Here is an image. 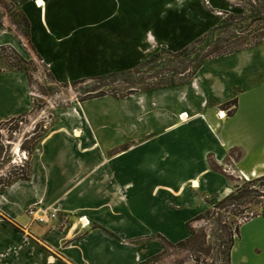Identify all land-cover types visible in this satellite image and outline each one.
Masks as SVG:
<instances>
[{"label": "crops", "instance_id": "obj_1", "mask_svg": "<svg viewBox=\"0 0 264 264\" xmlns=\"http://www.w3.org/2000/svg\"><path fill=\"white\" fill-rule=\"evenodd\" d=\"M84 1L12 0L28 18L29 42L0 21V46L23 55L25 40L30 58L39 56L61 84L132 71L160 48L177 52L191 45L215 23L199 0H98L92 11ZM233 95L236 104L223 107ZM94 100H102L103 111L88 107ZM158 105L163 115L169 111L156 117L161 132L148 121L146 138L135 136L115 150L130 139L140 111ZM31 107L26 73L1 69L0 123ZM181 113L188 119L170 118ZM56 114L29 155L28 179L0 190V264H139L162 252L160 238L188 236L186 222L201 211L202 190L213 191L207 176L230 189L210 170L208 157L245 179L264 175V42L205 60L185 84L74 99ZM190 127L193 134L186 135ZM166 131L178 133L169 137ZM190 141L198 167L188 175L178 176L172 162L160 177L133 180L137 149L155 144L173 157L182 155L185 164ZM35 203L55 217L30 220L25 210ZM229 264H264V197L259 211L239 224Z\"/></svg>", "mask_w": 264, "mask_h": 264}, {"label": "rangeland", "instance_id": "obj_2", "mask_svg": "<svg viewBox=\"0 0 264 264\" xmlns=\"http://www.w3.org/2000/svg\"><path fill=\"white\" fill-rule=\"evenodd\" d=\"M199 1L204 9L208 10L215 19L212 28L204 32V34H208L211 29L215 28L216 30L213 31L211 36L181 48L180 50L188 47L187 51L181 54L177 53L178 51L170 52L160 48L153 53L157 54L150 62L137 66L136 69L138 71L123 73L113 79H109L106 81L108 84L103 87V90L111 95H121L132 90L134 91L131 94H134L151 89V87L167 86L165 84L169 81L174 82V85L185 84L194 75L192 73L196 61L213 51L216 46L221 47L218 53H224L225 50L230 49L236 43L264 41V0H216L213 5L209 4L208 0ZM97 3L98 0H86L83 3V7L92 11ZM15 8L16 6L12 0H0V21L23 35L21 26L16 22V16L13 14ZM204 34L202 33L200 37ZM23 48L25 49L23 56L26 59H30L31 48L25 40L23 41ZM14 56L15 54L12 51H0V58L6 57L14 60ZM212 57H215V55L213 54ZM33 60L34 63L32 64H22L27 68L30 75L29 87L33 102L30 111L21 118L0 123V149L2 150L0 152V178H6V175L13 171H21L18 167L22 165L17 164L12 159L16 158L17 155L21 157V152L24 151L21 148V144L24 140L27 139L26 142H29L30 138L33 137L32 135L44 136L57 119L56 108L64 106L71 100L83 98L85 90L93 89L99 83L95 78H87L74 83L73 81L70 83H56L48 75L47 66L37 58ZM170 96L174 100L177 99L175 93ZM234 99L235 96L233 95L229 101ZM94 101H90L88 107L96 105V108L103 111L102 100ZM175 102L171 104L172 108L177 107ZM130 103L133 104L134 101ZM223 107L225 106L223 105ZM133 110H135L134 107ZM140 113V119L134 121V127L131 128L133 131L129 137L130 139L118 144L115 150L126 148L132 140H135V136L138 139L146 138L145 125H147L148 121H151L152 129L155 132H161L163 122H160V120L156 121V117L158 115L169 116V111L166 109H164L165 114L163 115L159 105L148 112L140 111ZM177 117L180 120L188 119V115L185 119L182 118V114L170 116L173 120ZM193 131L194 128L192 127L185 128L184 133L192 135ZM165 133L169 137H173L178 131H166ZM115 140L117 141L116 137ZM153 145L155 144H148L142 150L137 149L136 155L134 153L136 157L132 168L135 166L136 178L133 176V180L137 183L141 181L140 177H147V179L149 177H160L163 175V170L168 163H175V167H173L178 171V176L183 174V172L188 175L187 173L198 167L192 141L185 145L186 149L190 150L187 151L188 155L187 153L184 155V158H187L185 159V164H183L182 155L173 157L170 152H167L166 148L160 147L158 149ZM230 154L233 157H237L238 151L232 150ZM25 156L27 159L23 160L24 168L28 165L29 154L26 152ZM207 162L210 170L218 173L226 181L230 189H221L217 178L207 176V185L213 191L206 194L202 190V209L186 222L188 230L189 228L194 230V241L192 240L183 246L176 244L173 248H169L166 254L160 253L161 255L158 257V263L156 264H223V256L218 254L217 251L226 249L227 245H223L225 248L219 247L220 239L226 241L228 234L230 232L234 233V228L239 226L245 220V217H250L259 211L262 195H264V175L250 176V174H246L248 179H245L241 172L225 170V168L217 166L210 157H208ZM156 170H158V173H156ZM189 187L190 189L193 188L191 183H189ZM203 233L207 235L206 238L204 237L206 242L203 249H210L207 255L201 254L199 247L196 245ZM159 240H162V238ZM239 248L238 246L235 249V262L238 260ZM195 258H198V261H195Z\"/></svg>", "mask_w": 264, "mask_h": 264}, {"label": "trees", "instance_id": "obj_3", "mask_svg": "<svg viewBox=\"0 0 264 264\" xmlns=\"http://www.w3.org/2000/svg\"><path fill=\"white\" fill-rule=\"evenodd\" d=\"M4 2V1H3ZM5 4V3H4ZM11 4V3H10ZM12 7H14L12 4H11ZM15 11L13 12L14 16H16V22L21 26V31L23 32V36L25 37V39L27 40V42H29V21H28V18L27 16L25 15L24 12L20 11L19 9L15 8L14 9ZM221 28V27H220ZM216 29H211L210 32L208 34H204L202 35L201 37H198L194 43H197V42H200V40L204 39L205 37H208V36H211L213 34V31H215ZM264 42V41H262ZM257 43H260V41H254V42H241V43H236L233 47H231L230 49H227L224 51V53H218V51L220 50L221 47H215V49L213 51H210V53H207L204 55L203 58H200L199 60L196 61V64L194 66V70H193V73H195V71L202 65V63L211 58L213 56V54L215 56H220V55H223V54H227V53H232V52H236L238 50H241L243 48H246L248 46H251V45H255ZM188 49V47L178 51L177 53L181 54L183 52H186ZM4 50H8V51H12L15 56H14V60H11V59H7L6 57H1L0 59V70H12V71H15V70H19V71H24L26 73V76H27V80H28V83L30 82L29 79H30V75L28 73V70L27 68H25L22 64L25 63V64H29V63H34V60L32 58L30 59H26L23 55L19 54L18 52H16L15 49H13L11 46H0V51H4ZM157 54V53H155ZM155 54H153L152 56H150L149 58L145 59L144 61H142L140 63V66L142 65H145L146 63L150 62L153 58H155ZM5 58V59H4ZM38 60H40V57L38 56L37 57ZM7 60V61H6ZM135 71H138V69H134L132 71H124V72H115V73H110V74H106V75H103V76H100V77H94L96 80H98V85H96V87H93V89H87L85 90L83 93H84V97L83 98H80L79 101H84V100H87V99H90V98H95V97H100V96H103L105 94H108L106 93L104 90H103V87L107 86L108 83H106V81H108L109 79H113L115 77H117L118 75L120 74H123V73H130V72H135ZM48 75L52 78V76L50 75V73H48ZM53 79V78H52ZM83 79H79V80H76V81H73L74 82H80L82 81ZM165 85H174V82L172 81H169L167 82V84ZM155 87H151V89H153ZM134 91V90H132ZM129 92V93H124V94H121V95H114V96H127L129 94L132 93ZM33 104V102H32ZM236 104V101L235 100H231V101H228L226 104H224V106H227V107H232ZM23 117L22 116H17V117H14V118H11L9 119L8 121H12V120H15L17 118H21ZM6 122V121H5ZM33 137L30 138V141L29 142H26V140H24V142H22L21 144V148L24 149V151L26 150L27 154H31L32 150L34 149V147L36 146V144L40 141V139L42 138L41 135H32ZM2 150L0 149V152ZM18 169H20L21 171L20 172H17V171H13V172H10L9 175H6V178H0V190L9 186L13 181L15 180H18V179H22V180H26L28 179V165L26 168L22 166H19ZM264 197V195H262ZM255 214H252L250 217L254 216ZM250 217H245V220H248ZM244 220V221H245ZM189 235L181 240V241H178L177 243H172L166 239H163L160 240V243L162 244V247H163V250L162 254H166V252L168 251L169 248H173V246H175L176 244H178L179 246H183L189 242H191L192 240L194 241V230L189 228ZM237 231H238V226L234 228V233H229L228 234V238H226L227 240L226 241H222V239H220L219 241V247H223L225 248L224 246L227 245V248L226 249H222V250H218L217 253L218 254H221L223 257V264H229L230 262V250H231V247H232V244H233V240H234V237L235 235L237 234ZM201 239H199V241L197 242V246L199 247V252L201 254H206L207 255V252H209V248H205L203 249V246L206 242V240H204V237L206 238V234H201ZM197 238V237H195ZM224 245V246H223ZM218 246V245H216ZM156 254L144 261H142L141 263L139 264H151V263H158V257L161 255V254ZM218 259V258H217ZM195 261H198V258H195Z\"/></svg>", "mask_w": 264, "mask_h": 264}, {"label": "built area", "instance_id": "obj_4", "mask_svg": "<svg viewBox=\"0 0 264 264\" xmlns=\"http://www.w3.org/2000/svg\"><path fill=\"white\" fill-rule=\"evenodd\" d=\"M182 114V113H181ZM26 151L21 152V157L17 155L16 158H13L12 161L16 162L17 164L23 165V160L27 159ZM243 175V174H242ZM245 177V175H243ZM26 215L29 217L30 220L35 222H46V220L55 217V212L52 211L51 213H47V209L42 208L39 204H32L25 210ZM81 225H84L81 223Z\"/></svg>", "mask_w": 264, "mask_h": 264}, {"label": "bare ground", "instance_id": "obj_5", "mask_svg": "<svg viewBox=\"0 0 264 264\" xmlns=\"http://www.w3.org/2000/svg\"><path fill=\"white\" fill-rule=\"evenodd\" d=\"M218 113H219V116H220V117H223V116H224V112H223V111H219ZM185 115H186L185 113H182V117L185 116ZM15 148H16V150L18 149L17 146H16ZM85 223H86V222H84V224H85Z\"/></svg>", "mask_w": 264, "mask_h": 264}]
</instances>
